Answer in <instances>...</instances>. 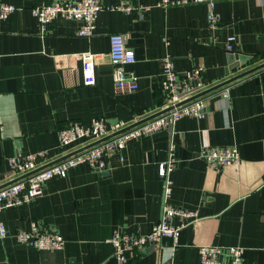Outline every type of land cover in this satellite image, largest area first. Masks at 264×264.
I'll return each mask as SVG.
<instances>
[{"label":"crops","instance_id":"0c3cea01","mask_svg":"<svg viewBox=\"0 0 264 264\" xmlns=\"http://www.w3.org/2000/svg\"><path fill=\"white\" fill-rule=\"evenodd\" d=\"M0 1L17 7L0 18V177L16 151H45L46 163L87 143L79 139L59 146V129L72 121L129 124L169 105L162 87L166 56L178 73L200 65L205 88L264 60V0H218L214 27L204 2L173 0L163 6L160 0H101L89 37L77 35V20L58 19L41 30L30 9L53 0ZM123 4L133 10L108 8ZM115 32L123 33L135 52L134 63L124 66L138 77L135 91L114 88L107 52ZM86 51L102 54L94 85L82 82L80 55ZM230 51L253 58L226 74ZM226 89L228 98L221 96ZM204 98V116H184L170 129L129 140L119 154L104 155L101 171L78 163L65 176L46 181L40 196L5 207L0 264H199L203 245H238L245 264H264V68ZM213 145H236L238 165L209 166L198 153ZM169 155L174 167L168 200L195 211L197 220L179 231L174 251L164 245L132 253L122 263L107 239L116 229L146 233L159 219L164 183L158 164ZM33 220L57 230L63 246L17 242V230Z\"/></svg>","mask_w":264,"mask_h":264},{"label":"built area","instance_id":"2783aa9c","mask_svg":"<svg viewBox=\"0 0 264 264\" xmlns=\"http://www.w3.org/2000/svg\"><path fill=\"white\" fill-rule=\"evenodd\" d=\"M204 2L209 7L208 23L214 27L218 23V17L213 11L218 0H192ZM173 0H160L159 4L165 6L173 3ZM103 8L101 0H53L49 3L31 7V13L36 17L42 31L48 29L55 20H77L81 24L77 29V35L89 37L93 34L95 20L98 12ZM109 9L131 11L130 5H111ZM147 8V7H146ZM145 7L142 9L145 10ZM14 4L0 1V18L16 10ZM230 48V46L228 47ZM81 57L82 82L84 85H94L96 82L95 65L101 60V53L83 52ZM107 57L113 65L114 88L118 92L135 91L138 88V77L131 70L124 68L136 60L135 52L126 43L123 33L109 35V48ZM202 67L195 66L189 73H178L174 70L171 57L163 59V91L167 96L168 104L175 105L184 97L192 95L205 88L201 81ZM221 96L229 97L228 90H222ZM205 98L199 97L190 102L175 106L168 112L141 123L125 132H122L106 141L90 147L61 162L44 168L28 177L0 188V212L8 206L40 196L44 191L46 181L55 175L65 176L67 170L81 162L88 163L93 169L101 171L106 163L103 159L106 154L120 153L126 143L142 135L151 134L158 130L170 129L175 122L184 116L200 118L205 115ZM127 125L122 121H107L103 118H95L89 124L84 125L72 121L66 127L58 131L59 146L65 148L79 139L87 142L98 139ZM121 157V155H119ZM209 166L219 168L224 165H238L240 161L236 145L205 146L198 153ZM45 151L24 154L16 151L7 157L9 170L0 177V184L29 171L47 160ZM173 159L168 157L158 164V175L163 179L164 188L162 195V207L159 219L153 223L150 230L143 234L124 233L116 229L107 239L113 246L115 257L122 263L128 261L132 253H142L149 250L159 251L164 245L174 251L178 245L179 231L197 220L196 212L171 204L168 200L170 192V172L173 170ZM6 227L0 219V238L6 236ZM169 238V244H163L162 240ZM15 239L19 243L32 245L37 248L59 249L64 244L62 235L53 227L33 220L27 229H18ZM169 245V246H168ZM243 248L238 245H203L199 248V264H245Z\"/></svg>","mask_w":264,"mask_h":264},{"label":"water","instance_id":"95a60500","mask_svg":"<svg viewBox=\"0 0 264 264\" xmlns=\"http://www.w3.org/2000/svg\"><path fill=\"white\" fill-rule=\"evenodd\" d=\"M252 58H253V55H248L246 53H242L239 51H237V52L230 51L229 52V58H228V66L225 69V73L229 74L230 71H232L233 69H237L239 65H242V64L246 63L247 61H250ZM262 68H264V60L255 64V65L247 67L241 71H238L237 73L229 75L227 78H225V79H223L217 83H214L213 85H210V86H208V87H206V88H204V89H202V90H200V91H198L192 95H189L187 97L182 98L181 100L176 102L175 105H166L163 108H161L157 111H154L153 113H150V114H148L142 118H139V119L133 121L132 123H129V124L119 128V129L113 131V132H110V133H108V134H106V135H104L98 139L93 140V141L87 142V143L81 145L80 147H77L75 149L67 151L66 153H63L62 155H60L57 158L51 159V160L47 161L46 163L40 164V165L36 166L35 168H33L29 171L21 173V174L17 175L16 177H13V178L1 183L0 188L7 186L9 184H12L16 181H19L25 177H28V176L44 169V168H47L51 165H54L58 162H61V161L65 160L71 156H74V155H76L82 151L89 149L90 147H93L96 144H99V143L106 141V140H108V139H110V138H112V137H114V136H116L122 132H125V131H127V130L141 124V123H144V122H146L152 118H155L159 115H162V114L168 112L169 110L173 109V107H175V106H180V105L185 104L187 102H190L196 98L203 97V96H205V95H207V94H209V93H211L217 89L223 88L226 85L232 83L233 81L240 79V78H242V77H244L250 73L258 71Z\"/></svg>","mask_w":264,"mask_h":264}]
</instances>
